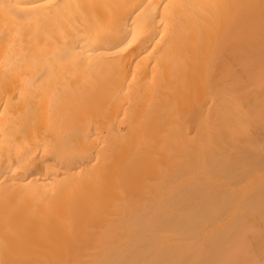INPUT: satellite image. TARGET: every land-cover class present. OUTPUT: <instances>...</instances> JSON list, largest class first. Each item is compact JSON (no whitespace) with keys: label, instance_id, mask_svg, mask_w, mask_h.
Instances as JSON below:
<instances>
[{"label":"bare ground","instance_id":"1","mask_svg":"<svg viewBox=\"0 0 264 264\" xmlns=\"http://www.w3.org/2000/svg\"><path fill=\"white\" fill-rule=\"evenodd\" d=\"M0 264H264V0H0Z\"/></svg>","mask_w":264,"mask_h":264}]
</instances>
